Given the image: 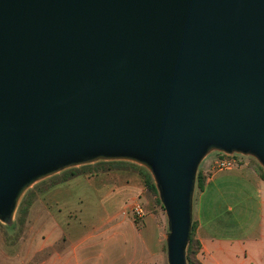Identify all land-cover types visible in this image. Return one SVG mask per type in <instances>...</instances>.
I'll list each match as a JSON object with an SVG mask.
<instances>
[{"label":"water","instance_id":"obj_1","mask_svg":"<svg viewBox=\"0 0 264 264\" xmlns=\"http://www.w3.org/2000/svg\"><path fill=\"white\" fill-rule=\"evenodd\" d=\"M212 150L264 169V0H0V220L36 179L97 158L150 171L168 264H187Z\"/></svg>","mask_w":264,"mask_h":264},{"label":"crops","instance_id":"obj_2","mask_svg":"<svg viewBox=\"0 0 264 264\" xmlns=\"http://www.w3.org/2000/svg\"><path fill=\"white\" fill-rule=\"evenodd\" d=\"M218 153L204 165L203 189L194 191V185L192 193L191 218L199 243L196 258L201 264H264V179L246 157L232 167L217 169ZM86 177L48 188L49 252L46 259L31 264H168L166 214L157 211L139 221L126 220L119 208L125 198L120 189L110 180ZM87 179L92 187H105L101 200L108 211L83 230L80 214H72L69 186ZM232 218L243 222L238 227L223 222Z\"/></svg>","mask_w":264,"mask_h":264},{"label":"rangeland","instance_id":"obj_3","mask_svg":"<svg viewBox=\"0 0 264 264\" xmlns=\"http://www.w3.org/2000/svg\"><path fill=\"white\" fill-rule=\"evenodd\" d=\"M216 153V150L210 151L199 164L197 172L200 170L206 175L203 170L204 165L206 161L214 158ZM246 158L250 159L252 163L258 164L253 157ZM71 171L75 173L71 175ZM146 175L154 183L148 168L136 161L97 158L89 162L65 166L36 179L19 196L11 221L5 223L0 220V264H31V261H42L47 258L49 252L46 246L48 223L45 211L48 188L70 178L85 179L86 176H92L91 180H94L95 177L103 181L110 180L120 189V194L125 197L119 208L126 220L133 219L130 207L134 203L142 205L145 215L157 211H162L165 214L157 189L155 188L156 190L153 191L144 184ZM86 181L80 180L79 183L69 186V191L72 194L70 197L72 214L77 216L80 214V224L83 230L91 228L108 211L101 200L106 192L105 187L100 185L97 188L92 187L89 185L92 182L88 179ZM197 190L195 185L194 191ZM101 202L104 207L103 211L100 209ZM223 222L226 225L230 223L231 227H238L243 221L232 218L229 222L223 219ZM191 245L192 249L196 248L194 242Z\"/></svg>","mask_w":264,"mask_h":264},{"label":"trees","instance_id":"obj_4","mask_svg":"<svg viewBox=\"0 0 264 264\" xmlns=\"http://www.w3.org/2000/svg\"><path fill=\"white\" fill-rule=\"evenodd\" d=\"M250 163L252 165H254V167L256 168L257 172L259 173L260 177L264 179V171L263 169L260 167L259 164L257 163H252V161H250ZM75 172L74 171H71V175L74 174ZM205 179H206V175L198 170L197 174H196V181H195V185H196V188L198 190H202L203 187H204V183H205ZM144 184L145 186H147L149 189L155 191V186L153 184V182L150 180V178L148 177V175H146L144 177ZM194 227H195V221H192L191 222V229H190V235H189V239H188V245H187V248H186V263L187 264H201L198 259L196 258V254L198 252V249H199V243H198V240L195 238L194 236ZM192 242L195 243L196 245V248L195 249H192ZM192 255V257H191Z\"/></svg>","mask_w":264,"mask_h":264},{"label":"built area","instance_id":"obj_5","mask_svg":"<svg viewBox=\"0 0 264 264\" xmlns=\"http://www.w3.org/2000/svg\"><path fill=\"white\" fill-rule=\"evenodd\" d=\"M245 157L248 156L239 153L226 154L223 152H219L215 167L217 169L229 168L238 164V162L242 161ZM130 211L135 221L141 220L145 214L142 205L139 203L132 204L130 207Z\"/></svg>","mask_w":264,"mask_h":264}]
</instances>
